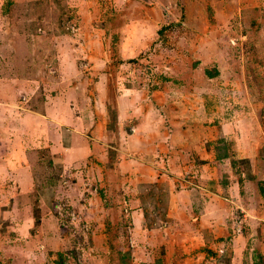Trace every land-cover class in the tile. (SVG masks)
Here are the masks:
<instances>
[{
  "label": "rangeland",
  "instance_id": "1",
  "mask_svg": "<svg viewBox=\"0 0 264 264\" xmlns=\"http://www.w3.org/2000/svg\"><path fill=\"white\" fill-rule=\"evenodd\" d=\"M44 134L91 161L153 141L207 161L79 181ZM262 186L264 0H0V264H264Z\"/></svg>",
  "mask_w": 264,
  "mask_h": 264
},
{
  "label": "crops",
  "instance_id": "2",
  "mask_svg": "<svg viewBox=\"0 0 264 264\" xmlns=\"http://www.w3.org/2000/svg\"><path fill=\"white\" fill-rule=\"evenodd\" d=\"M19 106L20 105H17V103L16 104L12 103V104H9L8 107H13V108H10V109L9 108H5V110H6V112L9 113V115H15L17 113L16 116L19 117V122H22L21 125H24L25 122H27V124L32 123L33 120L34 121H41L43 117H46L45 116L46 112H43V111L42 112H37L35 110L31 111V112H27L25 114L22 113L23 115L19 116L20 112H21L20 110H18V108H20ZM55 113H59V115L62 114L60 109H56ZM100 113H102V114L104 113L105 114V112L101 111V110L100 111H94L93 110L91 114L94 115V114H100ZM49 126H50L49 130H52V131L57 130V129L51 128L52 124H49L48 127ZM77 126H78V128H80L79 130H82V129L85 128L82 123H81L80 126L79 125H77ZM130 126H131L130 133L126 132V135L128 137V142H132L135 139H137L140 131H144L142 129L141 124H137L136 123V124L130 125ZM100 127H104L103 130H105L106 129L105 122H98L97 124L92 125L90 130H97ZM78 128L75 126L74 130L76 131V130H78ZM60 130H61V128H60ZM120 132L122 133V129H120ZM106 137H108V136H106ZM76 138H78V137H76ZM33 140L34 139H27L25 142L22 143V145L25 146V145L29 144V147H31L33 145H31L30 143ZM41 140L43 142L42 144H44V145L48 144L49 146L51 145L50 146L51 147L50 151L52 152L53 155H58L60 157L62 165L67 170L69 168H73V169L76 170L75 172H73L72 169H70L69 171H70L71 175L73 174V176H77L79 181L83 180L85 178V176H88L90 173H91L90 174L91 177L93 176L94 179H95V177H97L98 180H100V177H102V174H104L108 170H113L114 169V171H115V170H117L118 166L119 167L122 166V167H125L127 169L130 168V167H132V169L133 168H137V170L138 169H144V168L147 167V164H148L146 162L147 159H151L150 160L151 164H149V165L152 167V171L150 170L149 176L151 177L152 174H153V177H152L153 180L157 181V180H159L160 177L162 178V176L164 174V172L161 169L162 166L163 167H167L168 171L165 172L166 174L173 175V177H174V174H176V176L179 175V173L181 171V168H182L180 166V162H179V158H180L179 154L180 153L187 155L186 158H180L183 161H186L188 159L189 160L190 159H195L196 162L199 161V164H200V161H207V159L204 158V149H206V148L205 147L203 148L201 145L200 146H196L194 148H190V154L184 153V152H182L180 150H176L177 154L175 152L173 154V156H171V155L169 156V154H166V155H162L161 154L160 147H159L157 141L156 142L153 141L151 145L147 146V149H149V151H146L145 153H140V154H138V152L134 151V148L132 147L133 143H130L128 145V147L123 146V145L117 147V149H116L117 158H116V160H114L112 162L110 157L107 156V153L105 154V156H102L99 159H97V161H91V159L87 158V156L92 152V148H91V146H89V144L88 145L87 144L84 145L86 143L84 140H82L81 145L79 144L78 146H76L74 141L73 142L71 141L70 144L65 146L63 144V142H62L63 141L62 134L60 135L56 145L52 144L50 142V139H48L45 134H44V137ZM94 146H96V147L97 146L98 147H106V144L102 140H100ZM197 148H199L200 151H195L194 150V149H197ZM108 152L110 153L109 149H108ZM73 155H74V157L72 158ZM80 155H83V157L79 158ZM77 157L79 159H77ZM201 165H205V164H201ZM107 166H111L112 168H108V170H107V169H105V167H107ZM135 172H138V171L135 170ZM127 175L128 174L123 175L124 177H122V178L127 177ZM144 175H142V178H144ZM129 177L134 179V180L141 179V178H139L137 176V174H130ZM227 184H226V186H228ZM183 195L184 196H188V198H189V195L187 193L184 192ZM183 195H180V199L181 200H184V198H185ZM191 198H192V202L194 203V205L197 204V202H199V199H200L198 197V193L197 192L192 193L191 194ZM233 203L236 205L235 201ZM140 211H142V210L141 209L138 210V215H140ZM166 216H167V214H166ZM141 222H142V220H141ZM179 223H180V225L183 224V222H179ZM189 223H190V221H189ZM227 225H228V222H227ZM229 226H232V225L229 224ZM208 228H211V227H207L205 229V231H202V232H204L203 233V237H206V234H207V235H210L214 239L215 237H214L212 231L210 229H208ZM199 232H201V229L199 230ZM194 234L198 235L195 232H194ZM198 236H200L202 238V240L204 239L201 234H199Z\"/></svg>",
  "mask_w": 264,
  "mask_h": 264
},
{
  "label": "trees",
  "instance_id": "3",
  "mask_svg": "<svg viewBox=\"0 0 264 264\" xmlns=\"http://www.w3.org/2000/svg\"><path fill=\"white\" fill-rule=\"evenodd\" d=\"M226 149V148H225ZM227 150V149H226ZM225 150V151H226ZM232 157H230V155H229V153L228 152H225L224 154H221L220 156H219V159H221V160H229V159H231ZM240 162H244V163H247L248 162V160H240ZM261 188H264V186H262ZM262 195H264V189H263V192H262Z\"/></svg>",
  "mask_w": 264,
  "mask_h": 264
}]
</instances>
